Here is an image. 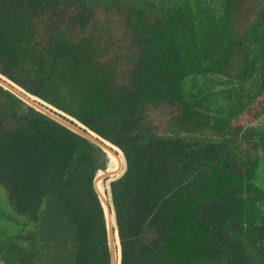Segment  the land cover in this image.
<instances>
[{"label":"trees","instance_id":"trees-1","mask_svg":"<svg viewBox=\"0 0 264 264\" xmlns=\"http://www.w3.org/2000/svg\"><path fill=\"white\" fill-rule=\"evenodd\" d=\"M0 79L122 156L116 264H264V0H0ZM107 162L0 84L12 264H112Z\"/></svg>","mask_w":264,"mask_h":264},{"label":"rangeland","instance_id":"rangeland-1","mask_svg":"<svg viewBox=\"0 0 264 264\" xmlns=\"http://www.w3.org/2000/svg\"><path fill=\"white\" fill-rule=\"evenodd\" d=\"M37 100H38L37 103L42 105L40 103L39 99H37ZM259 101L262 102V105H264V95L260 96ZM262 118H264V114L259 118V120L262 119ZM167 133L171 134V135H179V136L197 135V136H201L203 138H213V137L218 138V135L216 133H214L212 131H209V130H204L202 132H195V133H187V132H184L182 129H180L176 125L169 126V128L167 129ZM116 153L119 154L117 151H116ZM107 158H108V162H107V165H106V169L98 171V173L96 175L97 177H99V180H98L99 183L98 184H99V186H100V188L103 191L105 196H106V194H105V185H104L105 184L104 183L105 182V178L107 179V178H112V177L118 176L122 172L123 166H124V161H123V158H122V156L120 154H119V165L116 167L115 171H114V165H113L112 169L110 168V156L108 155V153H107ZM105 173H106V175H105ZM106 198H107V196H106ZM2 202H4V193H3V190H2V188L0 186V264H12V259L10 258V255L8 254V252L5 249V247H2V245H1V239L3 237L2 222H1L2 221L1 219L3 218L2 217L3 216L2 215L3 203ZM5 233H6V231H5ZM7 234L8 233H6L5 235H7Z\"/></svg>","mask_w":264,"mask_h":264},{"label":"bare ground","instance_id":"bare-ground-1","mask_svg":"<svg viewBox=\"0 0 264 264\" xmlns=\"http://www.w3.org/2000/svg\"><path fill=\"white\" fill-rule=\"evenodd\" d=\"M0 83L2 85H4L5 87L13 90L14 92H16L18 95H20L22 98H24L26 101H28L29 103L33 104L34 106H36L37 108L47 112L45 110V107L40 105L39 103H37L36 101L30 99L29 97H27L25 94H23L22 92L18 91L17 89L13 88L11 85H9L8 83H6L5 81H3L2 79H0ZM68 124V123H67ZM72 126V125H70ZM73 128L77 129L76 127L72 126ZM78 127V126H77ZM79 128V127H78ZM81 129V128H80ZM83 130V129H82ZM84 131V130H83ZM86 135L88 137H90L91 139L98 141L99 143H101L102 147L104 148V150L108 153V155L110 154L111 156V165L110 168L112 169L114 163H115V157H114V153L113 151L106 145H104L102 142H100L97 138H95L94 136H92L91 134L87 133L85 131ZM99 177L96 178V187L97 190L100 194L103 206L105 208L106 211V217H107V223H108V228H109V232H110V247L112 250V256H113V264H116V250H115V240H114V235H113V229H112V222H111V217H110V212H109V206L106 200V196L104 195L103 191L101 190L100 186H99Z\"/></svg>","mask_w":264,"mask_h":264},{"label":"water","instance_id":"water-1","mask_svg":"<svg viewBox=\"0 0 264 264\" xmlns=\"http://www.w3.org/2000/svg\"><path fill=\"white\" fill-rule=\"evenodd\" d=\"M0 84H1V83H0ZM1 85H2V84H1ZM2 86H4V85H2ZM4 87H5V86H4ZM5 88H7V87H5ZM7 89H9V88H7ZM9 90H10L11 92H13L14 94H16L18 97H20L21 99H23L24 101H26L24 98H22L20 95H18V94H17L16 92H14L13 90H11V89H9ZM26 102H27L28 104L32 105L33 107H35L36 109L40 110L41 112L45 113L46 115L50 116L51 118L55 119L56 121L60 122L61 124L65 125V126L68 127L69 129H71V130L75 131L76 133H78V134L84 136L85 138L91 140L92 142H94L95 144H97L98 146H100V147L104 150V148L102 147L101 143H99L98 141H95V140L91 139L90 137H88V136L86 135L85 131H83L82 129L78 128L75 124H73V123H71L70 121H68V120H66V119H64V118H62V117H60V116H58L57 114L53 113L52 111H50V110L47 109V108H45V110L47 111V112H45V111H43V110L37 108V107L34 106L33 104L29 103L28 101H26ZM67 123H68V124H67ZM70 125L76 127L77 129L73 128V127L70 126ZM104 151H105V150H104ZM105 152H106V151H105ZM105 175H106V173H105ZM96 178H97V176H95V179H94L95 186H96ZM96 189H97V187H96ZM97 191H98V190H97ZM98 193H99V192H98ZM99 196H100V194H99ZM100 199H101V197H100ZM101 202H102V200H101ZM102 204H103V203H102ZM104 209H105V208H104ZM109 209H110V208H109ZM105 212H106V211H105ZM106 218H107V217H106ZM107 227H108V223H107ZM108 235H109V246H110V232H109V228H108ZM110 252H111V259H112V264H113V256H112V250H111V247H110Z\"/></svg>","mask_w":264,"mask_h":264}]
</instances>
